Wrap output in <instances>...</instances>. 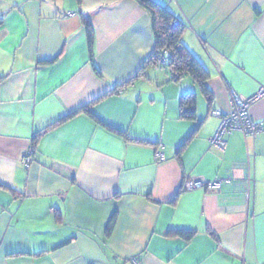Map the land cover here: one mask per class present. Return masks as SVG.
Masks as SVG:
<instances>
[{
    "label": "crops",
    "instance_id": "1",
    "mask_svg": "<svg viewBox=\"0 0 264 264\" xmlns=\"http://www.w3.org/2000/svg\"><path fill=\"white\" fill-rule=\"evenodd\" d=\"M155 1L209 72L211 103L189 76L145 64L151 17L133 0H0V264H264V0ZM96 7L98 72L79 17ZM231 92H262V129L220 148L211 111H230ZM186 93L193 120L179 115Z\"/></svg>",
    "mask_w": 264,
    "mask_h": 264
},
{
    "label": "trees",
    "instance_id": "2",
    "mask_svg": "<svg viewBox=\"0 0 264 264\" xmlns=\"http://www.w3.org/2000/svg\"><path fill=\"white\" fill-rule=\"evenodd\" d=\"M78 3L81 0H76ZM139 6L144 8L151 17L152 34L154 41V49L152 53L145 60V64H152L154 66H160L161 68H167L170 73L171 80H177L182 76H189L198 85L201 94L205 97L208 103L212 101V94L207 86V82L210 78L209 72L204 68V66L197 60V58L189 51V49L181 41L182 25L177 21L176 24H172L176 21L173 14L165 6L156 2L155 0H133ZM99 12V8H91L87 10H82L79 12V17L85 31L87 47L89 53V61L96 72L97 69L93 63V52H94V40L95 31L92 24V19ZM2 23V17L0 16V24ZM163 59L165 62L160 64V60ZM84 111L91 119L96 123L104 125L106 128L113 130L114 132L125 136L129 141L135 143H150L148 141L138 140L131 138L122 131L111 128L110 126L103 123L97 117H95L86 108L81 109ZM81 110L74 111L57 123H61L68 118L76 115ZM180 118L193 120L196 118V95L195 93H186L181 96L180 108H179ZM180 148L177 149L179 153ZM117 219V213L114 211L104 227L105 236H109L115 226ZM168 236H178L188 241L194 235V231L190 229H170L167 232ZM68 240H65L58 244L57 247L67 244Z\"/></svg>",
    "mask_w": 264,
    "mask_h": 264
},
{
    "label": "built area",
    "instance_id": "3",
    "mask_svg": "<svg viewBox=\"0 0 264 264\" xmlns=\"http://www.w3.org/2000/svg\"><path fill=\"white\" fill-rule=\"evenodd\" d=\"M177 21H173L172 24H176ZM165 61L163 59L160 60V64H163ZM262 92L255 94L248 98H242L231 92V110L228 112H222L220 110H212L211 113L218 117L220 120L219 126L210 139V144L216 145L220 148H224L226 145V141L223 136L225 134L232 133L234 131H241L244 135H251L253 137H257L262 129V123L256 121L252 118L250 114V106L253 102H255L260 96ZM155 157L158 160H163V154L161 151L157 150L155 152ZM32 149H28L22 156V162L24 164H28L32 162ZM220 180H214L209 182H204L201 180H193L186 182V187L188 189L193 188H204V189H215L220 186Z\"/></svg>",
    "mask_w": 264,
    "mask_h": 264
}]
</instances>
